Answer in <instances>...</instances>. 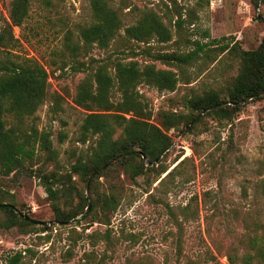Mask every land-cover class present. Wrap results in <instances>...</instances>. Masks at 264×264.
Instances as JSON below:
<instances>
[{"label": "rangeland", "instance_id": "rangeland-1", "mask_svg": "<svg viewBox=\"0 0 264 264\" xmlns=\"http://www.w3.org/2000/svg\"><path fill=\"white\" fill-rule=\"evenodd\" d=\"M12 1L0 0V34L12 36L8 47L0 46V66L36 62L48 72V85L31 116L3 115L7 127L35 136L36 158L25 170L0 173V200L13 202L40 222L38 227L50 229L0 227V264H10L7 258L17 252L22 260L16 264H243L246 240L260 235L264 224V98L243 103L231 120L205 116V111L192 129L188 124L167 132L172 146L163 166L171 173L160 183L153 174L132 179L116 166L89 192L88 182L73 176L76 190L86 198L104 193L117 198L116 211L98 221L88 216L63 225L54 222L47 194L31 172L66 174L91 153L97 137L83 141L81 124L89 111L76 105L75 96L82 82L95 86L99 65H106L111 77L116 60L175 74L173 91L137 87L149 122L158 126L161 112L186 113L193 96L210 90L224 94L238 73L235 50H255L264 43V0L256 5L252 0H109L123 26L107 48L88 49L79 47L80 29L93 21L87 0H29L20 27L11 26ZM149 11L160 17L168 40L125 41L124 29ZM172 53L195 55L188 64L151 57ZM111 98L119 99L115 88ZM42 134L51 143L52 159L41 147Z\"/></svg>", "mask_w": 264, "mask_h": 264}, {"label": "trees", "instance_id": "trees-1", "mask_svg": "<svg viewBox=\"0 0 264 264\" xmlns=\"http://www.w3.org/2000/svg\"><path fill=\"white\" fill-rule=\"evenodd\" d=\"M92 13V23L82 27L79 36L83 49L92 45L107 48L123 26V21L117 10L109 5V0H87ZM259 0H252L256 5ZM29 0H13L9 18L11 26L20 27L28 15ZM124 39L129 42L146 43L154 36L167 41L169 33L160 17L153 11L139 14L135 23L124 29ZM7 39L0 34V46L8 47L12 36ZM72 50L78 49L69 44ZM239 69L230 86L224 94L210 90L201 96L190 98L185 108L186 113L161 112V122L158 125L150 123V113L144 112L137 87L141 84L156 88L158 91H173L177 79L173 72L156 69L154 65L140 67L136 61L113 62L114 75L107 73L106 65L97 66L94 74L95 86L88 81L77 87L76 105L83 107L89 113L81 124L83 141L88 135L96 136V144L91 153L76 160L69 167V172H45L40 168L31 172L40 180L54 215V222L63 225L71 220L85 219L90 216L94 221L117 209L118 200L113 194H101L87 198L79 193L72 180L76 176L89 192L94 184L114 167L122 166L132 179L138 176L153 174L155 181L169 176L171 171L163 166L165 154L172 146V140L167 135L170 130H178L183 125L192 129L202 119L200 115L217 120H231L243 103L264 98V43L255 50H235ZM195 54L180 55L172 53L151 55L155 60L164 63L176 62L188 64ZM0 66V173L8 176L14 171L26 169V163L36 158L35 136L22 134L14 127H7L3 115L12 114L16 118L31 116L43 103L48 75L39 64L28 60L19 63L10 62ZM119 92V99L113 101V89ZM126 115H130L129 118ZM120 131L117 135V131ZM117 135V136H116ZM41 147L49 158H54V151L47 135L42 134ZM122 157V158H120ZM162 157L161 161H157ZM120 158V159H118ZM116 161L113 165H110ZM152 163V166H148ZM165 176L161 179V176ZM72 194L77 202L72 203ZM15 205L11 201L0 200L1 205ZM86 209V210H85ZM86 211V212H85ZM3 216L0 227L4 229L19 228L23 230L39 229L47 231V226H39L25 220L28 216L20 210L16 212L7 207L0 208ZM29 218V217H28ZM31 219V218H30ZM33 220V219H31ZM34 221V220H33ZM107 223L109 220L106 221ZM260 235H253L246 240L248 251L241 256L243 264H264V224ZM234 262V256L229 257ZM21 252L7 258L10 264L21 262ZM210 262H216L211 258Z\"/></svg>", "mask_w": 264, "mask_h": 264}, {"label": "water", "instance_id": "water-1", "mask_svg": "<svg viewBox=\"0 0 264 264\" xmlns=\"http://www.w3.org/2000/svg\"><path fill=\"white\" fill-rule=\"evenodd\" d=\"M120 158H122V157H120ZM120 158H118V159H120ZM160 158H161V157H159V158L157 159L156 162L160 161ZM151 165H152V163H149V164H148V166H151ZM4 206L9 207V208L13 209V210L16 212V208H14V207L11 206V205H7V204L1 205L0 208H1V207H4ZM25 220H26L27 222H29V223H32V224L41 225L40 222L33 221V220H31L30 218H28V217L25 218Z\"/></svg>", "mask_w": 264, "mask_h": 264}]
</instances>
